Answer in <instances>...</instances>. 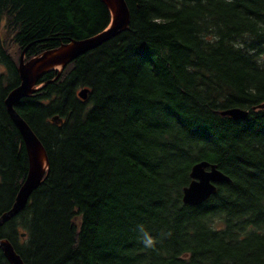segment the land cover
I'll use <instances>...</instances> for the list:
<instances>
[{
  "label": "trees",
  "instance_id": "1",
  "mask_svg": "<svg viewBox=\"0 0 264 264\" xmlns=\"http://www.w3.org/2000/svg\"><path fill=\"white\" fill-rule=\"evenodd\" d=\"M124 1V32L15 105L49 170L0 239L25 264H264V0ZM109 23L99 0H0V215L28 171L4 104L19 54ZM233 108L248 114L221 115ZM201 161L230 181L191 207L183 190Z\"/></svg>",
  "mask_w": 264,
  "mask_h": 264
},
{
  "label": "water",
  "instance_id": "2",
  "mask_svg": "<svg viewBox=\"0 0 264 264\" xmlns=\"http://www.w3.org/2000/svg\"><path fill=\"white\" fill-rule=\"evenodd\" d=\"M99 1L106 6L110 14V23L105 30L88 38L63 43L30 59L25 58V53L29 48L27 46L19 56L17 71L20 82L8 93L4 104L12 123L22 137L27 155L28 171L12 206L0 215V227L17 216L25 208L30 196L41 186L49 170V160L45 148L29 125L15 111V105L49 83L38 85L39 80L44 75L58 70L59 76L68 64L117 37L129 25L130 13L124 0ZM88 92L89 90L84 88L77 93V96L80 100L84 101L87 99ZM257 108H264V104ZM247 114V110L239 108L223 110L221 112L222 116H229L234 120L243 119ZM50 121L55 124L62 123V120L58 119L57 116L51 118ZM190 179L191 182L183 190L182 200L185 205L191 207L199 206L215 195L217 184L230 181L229 177L220 172L216 165L206 161L198 162L192 166ZM24 236V234L21 235V237ZM0 249L9 264H25L8 240L0 239Z\"/></svg>",
  "mask_w": 264,
  "mask_h": 264
},
{
  "label": "clouds",
  "instance_id": "3",
  "mask_svg": "<svg viewBox=\"0 0 264 264\" xmlns=\"http://www.w3.org/2000/svg\"><path fill=\"white\" fill-rule=\"evenodd\" d=\"M138 231L140 233V242L146 249H152L155 247L156 240L151 234L144 228L143 225L138 226Z\"/></svg>",
  "mask_w": 264,
  "mask_h": 264
},
{
  "label": "rangeland",
  "instance_id": "4",
  "mask_svg": "<svg viewBox=\"0 0 264 264\" xmlns=\"http://www.w3.org/2000/svg\"><path fill=\"white\" fill-rule=\"evenodd\" d=\"M1 36H3V33H2V32H1ZM20 54H21V53H20ZM20 54H19V56H20ZM19 56H18V57H19Z\"/></svg>",
  "mask_w": 264,
  "mask_h": 264
},
{
  "label": "bare ground",
  "instance_id": "5",
  "mask_svg": "<svg viewBox=\"0 0 264 264\" xmlns=\"http://www.w3.org/2000/svg\"><path fill=\"white\" fill-rule=\"evenodd\" d=\"M69 65V64H68ZM78 98V97H77ZM82 101V100H81ZM183 196V195H182Z\"/></svg>",
  "mask_w": 264,
  "mask_h": 264
}]
</instances>
